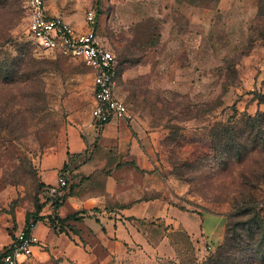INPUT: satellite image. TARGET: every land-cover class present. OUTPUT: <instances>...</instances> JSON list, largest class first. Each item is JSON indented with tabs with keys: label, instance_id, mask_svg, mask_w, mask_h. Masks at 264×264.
Listing matches in <instances>:
<instances>
[{
	"label": "rangeland",
	"instance_id": "374dc122",
	"mask_svg": "<svg viewBox=\"0 0 264 264\" xmlns=\"http://www.w3.org/2000/svg\"><path fill=\"white\" fill-rule=\"evenodd\" d=\"M133 1L48 3L82 21L95 12L156 183L177 205L228 218L245 247L234 264H264V0ZM26 24L23 0H0V211L34 204L39 157L68 128L87 127L92 104V71L38 48Z\"/></svg>",
	"mask_w": 264,
	"mask_h": 264
},
{
	"label": "crops",
	"instance_id": "0c3cea01",
	"mask_svg": "<svg viewBox=\"0 0 264 264\" xmlns=\"http://www.w3.org/2000/svg\"><path fill=\"white\" fill-rule=\"evenodd\" d=\"M46 6L51 15L86 30L85 19L48 0ZM135 120L111 119L98 129L71 127L44 149L36 166L41 185L56 184L65 164L72 175L51 202L40 200L39 243L23 264H162L186 252L198 260L203 243L222 241L224 215L182 209L171 191L156 183L151 149ZM34 210L32 204L0 211V252ZM53 218L63 220L62 231Z\"/></svg>",
	"mask_w": 264,
	"mask_h": 264
},
{
	"label": "built area",
	"instance_id": "2783aa9c",
	"mask_svg": "<svg viewBox=\"0 0 264 264\" xmlns=\"http://www.w3.org/2000/svg\"><path fill=\"white\" fill-rule=\"evenodd\" d=\"M26 7V32L36 46L63 57L80 60L93 74L92 104L87 127L98 129L111 119L131 121L133 112L118 97L117 62L112 50L95 32V12L88 10L85 20L86 30H78L62 17L51 15L47 10V0H23ZM69 185L68 171L57 176L56 184L45 186L39 195L51 202L62 189ZM35 222L17 230L11 242L0 252V264H23L32 255L39 243L35 232Z\"/></svg>",
	"mask_w": 264,
	"mask_h": 264
},
{
	"label": "trees",
	"instance_id": "16d2710c",
	"mask_svg": "<svg viewBox=\"0 0 264 264\" xmlns=\"http://www.w3.org/2000/svg\"><path fill=\"white\" fill-rule=\"evenodd\" d=\"M186 1V0H185ZM193 5H197V3H194ZM126 104V103H125ZM127 105V104H126ZM67 169V165L65 164L64 167L62 168L63 171H65ZM44 185L40 184V189L38 191L37 194V198L34 201V207L35 210L32 213H28L27 217H26V224L24 227H28L29 226V222L30 220L36 221V218H38V212L41 208L42 203L40 202V191L43 189ZM182 209H188L184 206H181ZM226 225H225V230H224V235H223V239L222 241L217 245L216 251L214 254L206 257L204 260L202 261H198L194 255L190 252H186L187 254H190L188 257L194 258L196 260L194 261H190V262H194V264H234L233 260H236L235 258V252H241L242 250V254L240 255L241 258H244V250L245 247H242V244L244 243L243 239H237L236 242H234V234L232 233L231 229H230V223H228V218H226ZM65 220V219H64ZM53 222L57 223V225L55 226L57 229L62 231V227H63V220L60 219H55L53 218ZM253 233V232H251ZM234 244L236 245L235 247V251H232L234 249ZM244 252V253H243ZM185 255V254H184ZM185 255V257H187ZM185 259V258H184ZM189 261H183V259L178 260V261H167L164 262L162 264H185L188 263ZM189 262V263H190ZM237 262V261H236Z\"/></svg>",
	"mask_w": 264,
	"mask_h": 264
}]
</instances>
